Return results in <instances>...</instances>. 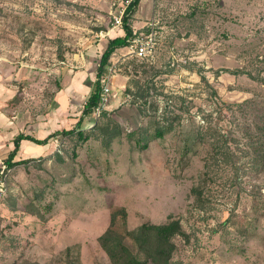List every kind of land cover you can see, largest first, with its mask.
I'll list each match as a JSON object with an SVG mask.
<instances>
[{
	"label": "rangeland",
	"instance_id": "rangeland-1",
	"mask_svg": "<svg viewBox=\"0 0 264 264\" xmlns=\"http://www.w3.org/2000/svg\"><path fill=\"white\" fill-rule=\"evenodd\" d=\"M129 2L0 0L14 133L76 126ZM129 21L153 31L154 56L115 50L105 113L81 126L89 139L58 135L7 168L0 264H112L99 237L113 214L121 233L178 219L174 264H264V170L209 174L211 148L197 136L225 133L235 162L248 161L240 147L264 114V0H141Z\"/></svg>",
	"mask_w": 264,
	"mask_h": 264
},
{
	"label": "trees",
	"instance_id": "trees-1",
	"mask_svg": "<svg viewBox=\"0 0 264 264\" xmlns=\"http://www.w3.org/2000/svg\"><path fill=\"white\" fill-rule=\"evenodd\" d=\"M141 0H130L127 4L123 14V30L125 35H117L111 38L104 52L101 55L97 72L96 80L92 84L91 91L87 97L84 105L83 113L79 118L76 126L73 129L57 130L45 138H37L28 133H19L15 136L13 143L14 149L9 153V156L3 161L7 164L8 168H12L18 163L23 161H15L21 142L23 140H29L39 145H46L49 141L58 135H72L78 134L79 138L89 139L90 134H86L81 128L83 120L86 116H90L94 113L96 107L101 101L102 82L103 75L107 72V68L111 65V56L116 49L128 46L130 39L133 36V28L130 23V19L136 12ZM60 57L63 58L62 53ZM105 113L103 109L101 115ZM255 132L251 134V142L246 143L239 151L244 158L248 161L244 165H239L235 162V150L230 143L235 139H230L225 133H221L214 130L213 133H198V140L200 142L205 141L210 146V157L206 162L207 170L210 171L216 169L229 168L235 172L236 176H239L241 170H253L256 173L264 170V114L257 115L254 119ZM159 124V123H158ZM173 127L171 123L167 125H157L156 135L163 136L165 131L170 130ZM213 150V152H212ZM120 214L126 221V211L121 209ZM116 215L113 214L111 224L109 228L99 237V242L102 248L106 251L111 259L112 264H174V254L177 249L176 238L186 236V232L183 230L181 222L178 219L170 217L163 223H151L146 222L139 225L136 229H126L124 233L115 229ZM127 238L131 240V243L127 242ZM68 264L70 261H68Z\"/></svg>",
	"mask_w": 264,
	"mask_h": 264
},
{
	"label": "built area",
	"instance_id": "built-area-1",
	"mask_svg": "<svg viewBox=\"0 0 264 264\" xmlns=\"http://www.w3.org/2000/svg\"><path fill=\"white\" fill-rule=\"evenodd\" d=\"M123 10L121 14L115 16V27H122L123 26ZM155 45L156 40L154 37L153 31H151L146 36L139 35L137 31L133 30V36L130 39V53L136 55L138 57H153L155 52ZM117 64L114 63L109 65L107 68V72L103 75L101 82H102V93H101V101L99 105L96 107L94 113L98 116L101 115L103 109H105L106 105L108 104L110 94H111V78L114 76V72H116ZM3 161V160H2ZM8 166L3 161L0 164V199H3L8 194Z\"/></svg>",
	"mask_w": 264,
	"mask_h": 264
},
{
	"label": "crops",
	"instance_id": "crops-1",
	"mask_svg": "<svg viewBox=\"0 0 264 264\" xmlns=\"http://www.w3.org/2000/svg\"><path fill=\"white\" fill-rule=\"evenodd\" d=\"M8 98H9V94H8V88L6 84V76L4 72L0 70V162L3 159L7 158L9 156V153L14 149L13 140L15 136L23 132L22 131L19 133H14L12 131V128L15 127L14 125L15 119L9 116L10 114L8 111ZM28 141L29 140H23L21 142L19 152L15 158H19L20 156L24 157L25 155L29 156L39 151V148H38L39 144L38 145H36V143L31 144ZM41 146H44V145H41ZM24 147H25V150L23 151Z\"/></svg>",
	"mask_w": 264,
	"mask_h": 264
}]
</instances>
